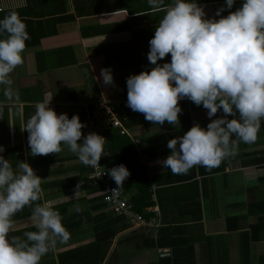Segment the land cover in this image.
Masks as SVG:
<instances>
[{"label": "crops", "instance_id": "0c3cea01", "mask_svg": "<svg viewBox=\"0 0 264 264\" xmlns=\"http://www.w3.org/2000/svg\"><path fill=\"white\" fill-rule=\"evenodd\" d=\"M197 2L204 6L206 18H212L225 0H197ZM241 3L242 0H236L233 8L226 9L221 15L226 16L230 11H235ZM82 4L84 0H75V3L73 0H66L68 13L74 14L75 8H79ZM117 4L119 10L116 12L80 16L75 20L65 21L58 25L56 35L44 37L39 46L25 49L24 63L11 73L13 83L10 95L5 96L3 89L0 93V104L9 106L7 129L10 134V143L8 147H18L17 152L23 156L10 160V163L16 166L18 161L23 159L42 178L43 196L35 203L50 204L61 214L64 225L81 221L80 224L67 229L70 238L64 243H57L42 257L40 263L50 260L51 256L56 257L60 252L93 242L94 221L88 220V216L95 217L106 210L113 211L109 206L100 211L92 209L91 202L101 195L100 192H87L82 188L78 191L77 189L63 191L58 182L77 175L81 168L88 166L83 165L66 147H63L60 153L32 156L28 145V132L22 128L26 125V119L28 120L34 114L35 104L42 101L45 94L52 95L49 107L55 109L57 114L67 113L69 118L78 114L81 120L93 100L100 97L121 100L113 92L115 89L113 84L105 86L100 79L101 69H105L106 57L126 56L128 60L125 64L127 65H131V60L135 64L136 59L138 64L147 62L149 43H146V40L149 41L154 35L155 27L164 15V11L161 5L150 4L143 0H123L118 1ZM25 6L26 0H0V7L4 9ZM144 7H149L151 10L146 12ZM112 24L127 27L122 31L103 35L87 34L92 32L91 29H98L97 26ZM65 47H73L77 63L67 62L68 65L61 66V63L71 61L73 58L72 54L67 56L56 52ZM38 52L43 54L42 65L37 63L36 53ZM170 59L168 54L160 61H170ZM135 69L137 68L133 66L132 69L128 67L127 70ZM114 84L116 85L117 82L115 81ZM178 103L181 106V112L179 123L175 126L168 123L159 126L148 121L146 124L129 128V139L135 149L132 151L128 145V150L123 152L121 164L126 166L138 164V166L123 183L125 187L121 189L124 196L129 198L131 193L139 192L148 180L153 181L156 178L165 180L161 185L151 183L149 192L154 205L148 208V212L154 216L157 226H175L183 224L182 221L188 224L191 222L180 215L178 209L180 206L176 207L172 200L177 197V194L179 197H185L186 201L190 196L192 198L196 195L201 208L203 229L202 232L198 231L194 234V238H200L195 242L198 264H264V121L261 122L256 141L251 144L240 143L237 154L225 158L218 167H215L218 169L194 166L190 170L195 171L196 177L172 183L171 181H175L172 177L176 176H171L170 170L164 169L159 163L167 158L170 152L152 156L149 144L144 147L141 141L143 143L154 141L165 134L168 137L165 142L167 147L170 139L180 137L193 125L199 124L201 127H206L210 119L223 115L218 110L213 117L209 118L206 109L186 98ZM25 108H27L26 116ZM231 118L234 117L229 116V119ZM177 127H180V132L173 134L174 128ZM102 134L103 130L100 131V135L104 137ZM137 139L140 140L139 143L135 142ZM159 148V144H154L153 150H159ZM0 154L6 157L4 149ZM190 170L183 175H191ZM167 181L170 183L168 184ZM157 191H162L160 196L163 197L164 209H161L157 202ZM175 191L176 197H173ZM166 203L168 205H165ZM75 205H79L81 209L79 212L74 210ZM187 205L191 206L190 203ZM185 206L186 204L183 205L184 208ZM14 221L17 229L15 232L33 228L31 215ZM132 222L128 229L115 237L103 264H150L159 256H166L162 254V249H143L140 239L130 240L142 230L147 232L153 230L144 229L145 227L138 228L134 225V221ZM114 250L117 251V257L111 256ZM110 258L114 260L110 261Z\"/></svg>", "mask_w": 264, "mask_h": 264}, {"label": "clouds", "instance_id": "9594fccd", "mask_svg": "<svg viewBox=\"0 0 264 264\" xmlns=\"http://www.w3.org/2000/svg\"><path fill=\"white\" fill-rule=\"evenodd\" d=\"M148 2L163 5L164 0ZM235 3L225 0L212 18H206L197 0H172L163 7L164 15L148 42L147 60L155 67L126 79L127 106L155 125L179 123L178 101L184 98L206 109L209 118L218 110L223 113L206 127L195 124L168 141L170 154L159 163L174 175L194 166L218 167L237 154L240 143H254L264 121V0H242L235 11L221 15ZM29 39L15 11L0 18V86L5 96L10 95L11 73L24 63ZM168 54L169 62L157 63ZM100 79L105 86L114 82L110 69H101ZM51 99L45 94L22 128L28 132L30 154L60 153L66 147L83 165L96 168L101 157L109 155L105 138L83 135L85 124L79 115L57 114L49 107ZM107 171L118 188L130 175L124 164ZM41 184L27 161H18L14 169L0 154V264H40L57 243L70 238L61 214L47 202L35 203L43 196ZM25 207L32 209L35 230L10 235L17 230L13 217ZM74 210L81 209L75 205Z\"/></svg>", "mask_w": 264, "mask_h": 264}, {"label": "trees", "instance_id": "16d2710c", "mask_svg": "<svg viewBox=\"0 0 264 264\" xmlns=\"http://www.w3.org/2000/svg\"><path fill=\"white\" fill-rule=\"evenodd\" d=\"M118 1L121 2L123 0H84V4L79 6V8H75L74 14H70L68 13L66 0H26L25 7H14L8 9L0 7V18H3L10 11H15L19 15V17L26 24V29L30 36V39L26 41L25 49H28L39 46L41 40L44 37L56 35L58 33V25L64 23L65 21H72L75 20L76 17L80 16H94L103 13L116 12L117 10H119L117 8ZM143 1L148 3V0ZM73 2L75 3V0H73ZM171 2L172 0H164L163 5H161L162 8L170 4ZM144 9V11L146 12L151 10V8L149 7H144ZM126 27L127 26L124 27L121 24H112L107 26L105 25L102 27L97 26L98 29H91L92 32L87 34L103 35L106 33L122 31L126 29ZM147 42H149L148 39L146 40V43ZM56 52L67 56H70L72 54L73 56L71 61L67 60L66 63H61V66L68 65L67 62H71V64L77 63L74 56L75 52L73 47L61 48ZM42 55L43 54H41V52L36 53L38 64H41ZM127 60L128 58H126V56L122 58L108 56L106 57L104 65L105 69H110L112 75H114L113 81L117 82L116 85L114 84V82L112 85L113 88H115L113 89V92L116 94V97L121 99L120 104L117 106L116 110L125 127L129 129L139 124H146L148 121L144 119L142 113L132 111L127 106L126 79L132 74H138L144 70L150 71L153 67H155V65L149 64L147 57L146 61L148 63L142 62V64H138V60L136 59L137 62H135V64H133V61L131 60V65H127L125 64ZM158 62L160 64H163L169 61L163 60V62ZM133 66H135V68L137 69L127 70L128 67L132 69ZM2 89L3 86H0V93L2 92ZM27 108H25V116ZM8 121L9 106L0 104V145L3 146V149L5 151V158L9 159L10 161L12 159H19L23 156L17 152L19 150L18 147H8V144L10 143V134L9 130L7 129ZM81 121L83 122V119ZM174 130L175 131L172 133L177 134L180 132V127L174 128ZM102 135L106 139L104 148L109 153V155L101 157L100 165L108 173L107 170L121 164V158L124 156L123 152L125 153L126 150H128V145L129 147H131L132 151L135 148L131 140L129 139L130 136L127 134H121L120 129L118 128L108 127L107 129L103 130ZM167 138V135L164 134L163 136L157 137L154 141H145V143L141 141V144L144 147L149 144L151 155L158 156L169 153L171 151L165 145ZM154 144H159V150H153ZM134 163L135 162H133V164ZM137 166L138 164H136L135 166H130L129 164H127V168L130 170V173L134 171V168ZM13 168L15 169V166H13ZM81 169L82 170L79 171L77 175L71 176L62 182H58L61 185V189H63V191L67 189L75 190L76 186L79 184L80 189L82 188L87 192H101L103 189V185L94 182L95 180L89 177V175H91L92 173V168L83 167ZM190 172L191 175H173L171 173V176H176L172 177L175 181L171 182L179 183L181 181H184L185 179L196 177V173L194 170H190ZM158 177L161 178L162 176ZM153 182H155L157 185H161L165 182V180L158 178L154 179L153 181L148 180L146 185H144L143 188H140L139 192L131 193L130 197L127 198V202L130 205L129 214L125 212L116 213L112 210L114 212L113 213L106 210L105 212L100 213L98 216H88V220L90 219L94 221L95 239L93 242L85 244L84 246L75 247L60 252L56 255V257L51 256L52 258L50 260H47L44 263L40 264H103L113 240L119 233L128 229L132 225L133 218L136 214H141L147 221H152L154 219V216H152V214L148 212V208L154 205V202L151 200V192H149V188L151 187V183ZM167 182L168 184L170 183V181ZM112 184L116 185L114 180L112 181ZM181 185L174 186L180 187ZM116 186L118 187V185ZM124 187L125 185L123 184L121 187H119V189L122 191L121 188ZM161 192L162 191H157V202L159 203L161 209H164L165 206L162 203L163 197L160 196ZM172 196L176 197V191ZM91 203L93 205L92 209L97 211L104 210L109 206V203L104 201L102 194L95 197ZM172 203H174L176 207L180 206L178 208L180 215L184 216L186 220H189L191 222L190 224H188L187 222L184 223V221H182L183 224L175 226L159 225L156 228H152L153 230H149V232H147V230H142L141 232L135 234L130 240L140 239L141 247L145 250L162 249V254L165 253L166 256H159L156 261L150 264H198L195 242L199 241L200 238H194V234L195 232H202L203 230L201 226V208L199 205L198 197L194 195L191 198L190 196L188 201H186L185 197H179L177 194V197L172 200ZM187 203H190L191 206L188 207ZM184 204H186L185 208L183 207ZM165 205H168V203H166ZM31 211L32 209L30 207H25L22 211L16 213L13 219L15 220L23 216H29L31 215ZM87 219L85 218V220ZM80 223L81 221H77V223H68L64 226L68 229ZM34 230V228H28L10 233V235L22 236L23 232ZM111 256L117 257V251L114 250ZM111 258L110 261L114 260V258L112 260Z\"/></svg>", "mask_w": 264, "mask_h": 264}, {"label": "built area", "instance_id": "2783aa9c", "mask_svg": "<svg viewBox=\"0 0 264 264\" xmlns=\"http://www.w3.org/2000/svg\"><path fill=\"white\" fill-rule=\"evenodd\" d=\"M119 104V100L107 99L104 97L93 100L88 106L83 118L85 124V127L82 128L83 135L89 133H97L100 135V131L107 129L108 127L118 128L120 129L121 134L129 135V129L125 127L116 110ZM135 142L139 143L140 140L137 139ZM90 177L95 180L94 182L103 185L100 194H102L104 201L109 203L111 210L116 213H130V205L127 202V198L116 185L112 184L113 180L106 170L102 168L100 161L96 168H92ZM113 189H116L115 192L112 191ZM133 221L134 225L138 228L145 227L152 229L157 227L155 218L152 221H147L141 214H136Z\"/></svg>", "mask_w": 264, "mask_h": 264}, {"label": "water", "instance_id": "95a60500", "mask_svg": "<svg viewBox=\"0 0 264 264\" xmlns=\"http://www.w3.org/2000/svg\"><path fill=\"white\" fill-rule=\"evenodd\" d=\"M163 255H165V254H163Z\"/></svg>", "mask_w": 264, "mask_h": 264}]
</instances>
